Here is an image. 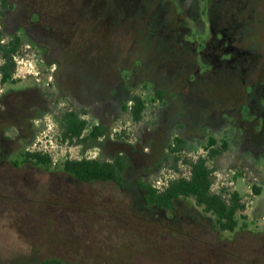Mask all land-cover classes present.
<instances>
[{
  "label": "rangeland",
  "instance_id": "374dc122",
  "mask_svg": "<svg viewBox=\"0 0 264 264\" xmlns=\"http://www.w3.org/2000/svg\"><path fill=\"white\" fill-rule=\"evenodd\" d=\"M176 1L185 6L184 0L40 1L57 4L64 11L58 26H74L75 47L89 53L88 59L98 57L101 99L114 88L120 93L119 107L129 106L133 96L141 97L147 106L139 124L122 110L108 120L112 144L106 141L95 148L60 142L59 130L49 117L36 135L55 163L54 172L17 168L0 157V264H41L47 259L65 264H264V134L257 139L262 149L256 156L228 149L208 158L206 138L215 136L219 150L227 130L205 129L213 126L214 114L237 107L241 92L223 68L206 72L207 67L193 59L192 47L199 51L209 31L207 26L199 31L189 19L195 16L191 3L181 14ZM197 1L201 9L206 0ZM232 4L227 14H236L240 26L230 28L244 41L235 45L261 54L249 79L264 81V0H233ZM238 7H244L241 15ZM80 8L86 10L82 17L71 11ZM30 71H37L35 62L17 58L14 78L22 80ZM153 85L167 97L169 115L177 111L178 121L188 124L184 138L192 142L193 136L204 135L196 146L188 145L164 159L158 180L185 178L190 163L206 159L213 171L211 193L227 199L237 192L244 206L233 232L219 230L215 218L192 198L166 213L143 204L137 183L145 165L157 157L146 147L152 135L143 129L162 105L151 92ZM256 129L263 131V123ZM154 138H158L154 150L167 141L161 132ZM118 153L129 158L123 188L108 182L85 184L57 172L66 160L97 156L110 160ZM253 185L260 189L259 195Z\"/></svg>",
  "mask_w": 264,
  "mask_h": 264
},
{
  "label": "flooded vegetation",
  "instance_id": "af4514ba",
  "mask_svg": "<svg viewBox=\"0 0 264 264\" xmlns=\"http://www.w3.org/2000/svg\"><path fill=\"white\" fill-rule=\"evenodd\" d=\"M38 1L41 0H0V157L1 160H10L12 166L17 168L29 167L40 172H54L55 163L53 162L46 166L37 164L30 158L26 161L27 157L32 155L50 157L38 144L39 140L36 135L38 129L46 126L49 117L52 118L59 130L60 142L77 143L78 146L85 148H90V146L95 148L106 141L112 144L108 140L107 121L116 117L121 110L129 115L133 122L135 121L131 114L132 97L128 100L129 106L121 105L119 107L120 93L118 89L111 88L112 90L108 91V96L105 99L98 96L101 91L98 86L100 81L98 79V57L88 59L89 53L85 51L81 53L79 47H75L71 38V29L74 26H64V29L63 26H58L59 17L64 15L60 12L64 11L58 9L57 4L45 5ZM169 2L172 5V2ZM232 2L233 0H206L201 9L197 0H184L185 6L177 2L181 14L191 3L195 16L188 18L199 31H205L206 26L209 31V36L206 41L201 43L202 47L199 51L196 50L195 45L192 47L196 56L193 59L206 66V72L223 68L227 74L233 77L238 91L241 92L237 107L234 108L231 105L227 112L214 114L213 126L210 125L205 129V131L211 130L218 133L227 130L226 138L222 139L219 150L215 148L218 144L215 136L205 137L208 158L211 151H217L219 152L217 155H220L222 150L230 149L236 153L243 151L250 157V152L256 156L262 149L261 143H258L257 139L264 134V81L254 82L249 79L256 73L261 54L255 52L254 48L244 49L235 45L236 41L237 43L244 41L241 36L234 35V28L240 26L236 24L237 15L232 14L230 17L227 14L232 11ZM243 8H237L238 15L242 14ZM71 11L82 17L86 10L80 8ZM202 18L207 19L206 24ZM249 18H251L250 15ZM234 25H236L234 28H230ZM93 29L98 30L97 27ZM180 30L182 34L185 33L184 30L186 33L188 32L187 28ZM64 34H67V37H63ZM6 54L11 57L14 68L11 77L3 81L2 71L7 63ZM20 56L26 60L34 61L37 71H30L22 80L17 81L14 78V72L17 58ZM197 73H199V69H197ZM104 92L107 93V91ZM151 92L156 97L158 91L154 85ZM159 92L161 91L159 90ZM162 96V99L156 97L157 100L162 101V105L156 107L157 110L153 113L155 119L145 123L143 129L144 134L152 135L146 147L151 148L155 153L154 156L157 157L156 160L145 165L144 173L137 185L146 207L166 213L175 211V208L169 210L147 205L145 189L150 187L157 192H162L157 185L162 161L170 159L172 153L188 145L196 146L197 142L203 141L204 135L198 139H194L193 136L192 142L188 138H184L182 133L188 124L181 120L178 121L177 111H173V114L169 115L168 110L171 107L166 105L167 97L163 93ZM152 104L155 105L154 102ZM146 106L147 102L145 101V108ZM145 108L141 119L135 123L139 124L144 119ZM262 123L263 131L257 130L256 126ZM74 124L79 127L84 124V128L77 138L73 137V132L68 130L69 127H72L73 130ZM98 127L104 129L106 133L102 137L92 139V133L98 130ZM158 132L165 134L167 141L159 150H154L158 138L153 139V136ZM210 140H214L213 145H209ZM117 157H121L126 162L123 183L121 186L116 184L123 188L125 173L129 166V158L126 154H115L110 160H104L98 156L88 160L111 162ZM59 170L57 172L66 174L81 183L98 182L79 181L63 169V164ZM253 187L257 186L253 185ZM181 200L183 199L177 200L175 205Z\"/></svg>",
  "mask_w": 264,
  "mask_h": 264
},
{
  "label": "trees",
  "instance_id": "16d2710c",
  "mask_svg": "<svg viewBox=\"0 0 264 264\" xmlns=\"http://www.w3.org/2000/svg\"><path fill=\"white\" fill-rule=\"evenodd\" d=\"M6 56V65L3 67L2 80L5 81L11 77L14 64L9 55ZM156 97L162 99V93L156 92ZM133 105L131 107L132 118L135 122L139 121L142 112L145 108V101L139 97H132ZM69 127V131L73 132V137H79L84 124L80 127L77 124ZM78 128V129H77ZM105 130L98 127L92 133L91 138L96 139L105 135ZM67 135V133H66ZM180 144V142H179ZM178 144V145H179ZM214 140L209 141V145H213ZM180 148V145H179ZM219 154L217 151H211L210 157ZM33 159L35 163L42 165H51V158L47 155H32L27 157ZM190 176L188 178H180L172 181L167 188L162 192H157L154 189L147 187L146 190V204L154 205L158 208H166L174 210L175 202L179 199L192 198L197 207L201 208L205 214L212 215L215 218L217 228L223 232H233L238 226L237 215L244 209L241 204L240 196L237 192L232 193L227 199L218 193H211V173L212 169L208 167L206 159L200 158L195 163H190ZM126 168V162L117 157L113 161H97V160H72L63 163V169L72 174L76 179L82 182H111L119 186L123 183V172ZM255 194L260 193L258 187H253ZM41 264H65L58 259H47Z\"/></svg>",
  "mask_w": 264,
  "mask_h": 264
},
{
  "label": "built area",
  "instance_id": "2783aa9c",
  "mask_svg": "<svg viewBox=\"0 0 264 264\" xmlns=\"http://www.w3.org/2000/svg\"><path fill=\"white\" fill-rule=\"evenodd\" d=\"M190 170H191V168L189 166V173H188L187 177H185V178H188L190 176ZM177 179H180V177L179 178H175V179H166V178H164V180H158L157 185H158L160 191H163L165 188L168 187V185L172 181L177 180Z\"/></svg>",
  "mask_w": 264,
  "mask_h": 264
}]
</instances>
